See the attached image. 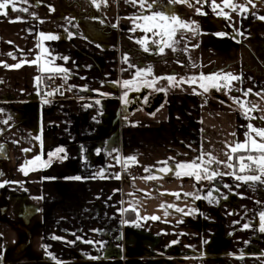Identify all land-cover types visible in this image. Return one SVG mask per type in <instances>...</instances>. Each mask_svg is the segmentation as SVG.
I'll use <instances>...</instances> for the list:
<instances>
[{"label":"crops","instance_id":"obj_1","mask_svg":"<svg viewBox=\"0 0 264 264\" xmlns=\"http://www.w3.org/2000/svg\"><path fill=\"white\" fill-rule=\"evenodd\" d=\"M233 2L247 10L232 11L222 0L215 3L223 13L211 3L199 4L203 14L198 22L206 29L195 30V49L206 38L210 56L219 51L230 58L218 65L214 59L209 70L188 75L231 73L240 79L230 81V91L210 87L207 92L198 84L176 87L163 79L154 88L167 91L152 93L160 103L150 111L123 102L129 62H122L124 53L114 42L116 33L141 31L136 28L140 21L132 19L144 14L138 5L28 0L17 5L27 12L10 8L7 16L0 15V264H264V231L259 230L264 185L251 186L230 174L197 182L184 174L186 169L179 177L156 171L164 167L161 161L171 166L204 153L228 162L229 146L245 141L248 124L264 128L260 120L245 119L248 103L242 108L233 102L255 104L258 111L249 115L264 116V2ZM169 4L192 9L154 0L151 12L168 14ZM41 33L58 39L43 40ZM37 56L40 60L33 63ZM252 58L257 64L247 63ZM17 63L22 66H4ZM53 66L68 72L49 80L41 68ZM168 76L175 75L171 71ZM36 77L42 80L39 87ZM46 80H66L67 85L48 96ZM248 89L252 93L245 96ZM58 147L65 153L45 166L48 153ZM37 155L41 161L26 165ZM231 163L236 167H212L232 173L238 165L235 158ZM152 174L158 178H143ZM152 216L160 219H145ZM21 218L31 224L25 234L19 233Z\"/></svg>","mask_w":264,"mask_h":264},{"label":"snow or ice","instance_id":"obj_2","mask_svg":"<svg viewBox=\"0 0 264 264\" xmlns=\"http://www.w3.org/2000/svg\"><path fill=\"white\" fill-rule=\"evenodd\" d=\"M127 3H130L132 5H138L140 9L143 10L144 14H140L136 17H132L134 23L136 21H140V23H136V28L140 29L141 31L151 33L154 37L150 42L154 45H156L158 49V53L162 54L164 52L165 48H169L173 51H175L174 45L179 44L181 39H183V36H180V39H177V34L182 32V30H192L191 25L182 19L178 17L175 14H165L164 12H151V9L153 8L154 0H126ZM173 3H186L189 7L194 6V4H204V3H211L213 9H220L223 13V8H221V5L216 4L215 0H172ZM252 0H246V4H251ZM264 2V0H262ZM23 3L27 4L28 0H0V15L7 16L8 10L11 8L12 11H19V12H27L28 9L26 7H17L18 4ZM223 6L226 8H230L232 11H236L238 8H243V10H247L245 6H241L237 3H234L233 0H222ZM198 14H203L200 9H197ZM15 22V21H13ZM136 29H133L135 31ZM41 37L43 40H56L58 39L55 35H44L41 33ZM158 38V39H157ZM137 43H140L144 46L143 50L145 52L149 51L148 43L149 38L147 36L144 37L143 40L137 41ZM48 50L45 48L44 52H47ZM8 55L12 56V53H9ZM16 57L13 56V59ZM61 59L66 60V57H62ZM128 57H125V60L127 61ZM40 60V57L37 56L35 61L33 63L38 62ZM5 67H15L19 68L22 65L20 63H17L16 65L9 66L7 64L4 65ZM129 67H133V65H129ZM42 72L48 73L47 79L54 80L56 77V74L58 73H65L67 74L68 69L63 68L61 66H53L49 68H41ZM151 67L149 66L146 70L141 68H136L135 77L136 78H143L151 75ZM67 79V75L64 77ZM37 81V86L39 87L42 83V80L40 77L35 78ZM166 79L169 82V86H180V84L188 83L190 85L192 84H198L199 87L203 88L205 92L209 91V88H214L215 90L219 91L221 88L231 90L230 88V81L231 80H238L240 77L234 76L231 73L223 74V73H213L208 76H205L204 74H200L199 76H190L185 78H181L180 80H177L175 76H168V77H154L153 80L149 81L147 79H133V80H125L123 81V87L126 89H133L136 91H139L141 86L148 87V88H154L155 84L158 82V80ZM204 81H211L210 85H206ZM217 81H223V83L217 82ZM158 91H167L165 88L157 89ZM60 89L57 88L54 91H49L46 93L48 96L55 95L57 92H59ZM195 92V89H193ZM250 93H252L251 89H248L244 92V95L247 96ZM199 94V93H196ZM255 95H259V93H255ZM127 97V92L125 93V101ZM48 101L45 100V103ZM234 103H240L241 107L244 108L245 104L248 103L249 106L245 110L244 116L245 119H257L262 122H264V116H254L249 115L250 112H256L258 111V106L255 104H250L246 101H240L239 99L234 98ZM97 104L100 103L99 100L96 101ZM7 123V121H5ZM248 131L245 132V141L239 142L237 141L234 146L230 147V154L228 155V162H222L217 160L215 157H211L210 154L204 153L200 156H198L195 160L191 162H175L173 161L172 165L169 166V161H161L159 163L163 164L164 167H161L159 169H156V171L160 173H172L173 175L179 177L181 176V169H186L184 174L194 177V179L199 182L201 179H207V180H213L217 176H222L226 174L233 175L237 181H243L244 183H250L251 186H255L256 183H259L261 185H264V128H256L252 124H248L247 126ZM252 133H255L256 137L259 138V140L253 138ZM235 135V133H233ZM39 139V137H37ZM42 143V142H41ZM2 151V149H0ZM24 151H30V149H25ZM238 152H245L247 155H236L233 157L232 154H236ZM59 153H65V149L62 147H58L55 150L48 153V160L45 161V166L49 165L51 163V159L53 157H56ZM255 153V155H253ZM42 155V152H41ZM41 155H37L33 158L31 161H27L26 165L28 164H34L38 161H41ZM209 156L210 158L205 160L204 156ZM63 158H66V154ZM235 158L237 165H238V172L240 173H255V174H245V175H239L237 174V170H234L232 173H224L218 171L217 168L212 167V165H219L221 163H224L226 167L228 168H235L231 161ZM129 160L135 161V157H129ZM171 159V158H169ZM199 161V163H198ZM21 171H24L22 168ZM147 172H152V169H145ZM25 174H27L25 172ZM116 179H120V176L117 175L115 177ZM146 180H154L158 177L155 174L149 175L147 177H143ZM162 178V177H159ZM75 179L79 180L80 177H75ZM3 186V185H0ZM225 187H228L225 185ZM172 195L179 198V193H172ZM184 195H192L190 193H185ZM208 197L212 196V192L210 191L208 194ZM196 199H200L199 196L195 197ZM167 207H173V205H167ZM135 211V209H133ZM177 212H184V209L182 208H176ZM145 219H152V220H158L160 217L152 216V217H146ZM261 221V226L259 228L260 231H264V211L260 213L259 217ZM247 227V225H245ZM54 239H57L56 237H53ZM88 243H91V241H87ZM95 259V258H93Z\"/></svg>","mask_w":264,"mask_h":264},{"label":"rangeland","instance_id":"obj_3","mask_svg":"<svg viewBox=\"0 0 264 264\" xmlns=\"http://www.w3.org/2000/svg\"><path fill=\"white\" fill-rule=\"evenodd\" d=\"M105 1L108 5L113 6L112 3L116 2L117 0H112L111 2H109L110 0H105ZM179 6L180 5H177V4H169L166 7V13L175 14L178 16V11L182 12L181 16H179L180 19H185V21H187L191 25L192 30H190L191 31L190 36L183 34V31L185 32V30H182V32L177 34V37H176L177 39H180L181 35L182 36L184 35V37L183 39H181L179 44L174 45L176 49L175 51L169 48H165L162 54L158 53V49L156 45L150 42L154 37L152 36L151 33H148V32L138 30V31H130L129 34L123 33V35L116 33V31L114 32L116 33V36L114 35V42L118 46V48L123 51L124 57H128L127 61L129 62V64L127 63L126 65L127 71L130 70L129 79H127V77L124 74L122 83L125 80H133L134 78L135 79H147L151 81L154 77H161V76L164 77V75L167 76L169 72L171 71L174 73L176 77L178 76L179 79L181 78L186 79L187 77H189L188 72L197 73L200 69H202V71L209 70L211 67V64L214 63V59L216 60V63L218 65L219 62L230 58V54H227L223 57V55H219L220 54L219 51L216 52L217 55L213 54L214 56L216 55V57H212L213 55L210 56L211 55V53L209 54L210 48H208L209 43L206 41V38L203 41L199 40L200 48L195 49V45L198 43L197 41L199 39L198 35L195 34V30L199 32V29H200L203 32V29H206V27H204L201 24V21L198 22L201 14H198V15L195 14V12L197 11L196 9L199 7V4H196V6L194 5L195 8L194 6H192L191 7L192 9L189 10L186 8L183 11H181L180 9L178 10ZM215 13L217 14V12ZM122 27L123 28H121V30L126 28L124 26ZM114 29L116 28L114 27ZM205 35L209 37V33H205ZM222 35L224 38H227V35L225 33ZM145 36L149 38V43H148L149 51L147 52L143 50L144 46L142 44L137 43V41L143 40ZM201 37L203 38V35H201ZM261 43L263 45V42ZM254 49L256 50V46ZM256 53H259V51L257 50ZM256 60H257L256 58H252V59H249L247 63L249 65L257 64ZM123 61H126L125 58H122V62ZM130 64L133 65V67H129ZM149 66L151 67V72H152L151 75L147 77H143V78L135 77L136 68H141V69L146 70ZM158 82L161 83V82H164V80L161 79V80H158ZM141 88H144V89L147 88L149 90L148 92L149 94L158 91L155 88H148V87H143V86H141ZM139 91H135L130 88L126 89L123 87V84H122L121 98L123 102H125L126 92L127 94H129V93H135ZM202 94L205 97H207V95L204 92ZM127 103H128V100H127ZM138 113L140 112L138 111ZM19 225L21 226L19 233L25 234V228L31 229V224L26 225L24 222V219L22 218L19 221Z\"/></svg>","mask_w":264,"mask_h":264},{"label":"flooded vegetation","instance_id":"obj_4","mask_svg":"<svg viewBox=\"0 0 264 264\" xmlns=\"http://www.w3.org/2000/svg\"><path fill=\"white\" fill-rule=\"evenodd\" d=\"M148 92L149 90L147 88H141L136 95L129 96L130 94H127L126 100H128V103L125 102L126 106L128 107L129 105V108L145 111L155 99L152 93L149 94Z\"/></svg>","mask_w":264,"mask_h":264},{"label":"built area","instance_id":"obj_5","mask_svg":"<svg viewBox=\"0 0 264 264\" xmlns=\"http://www.w3.org/2000/svg\"><path fill=\"white\" fill-rule=\"evenodd\" d=\"M112 0H110L109 2H111ZM67 83H66V80H63L62 83L58 84V83H54L53 81H49V80H46L44 82V87L47 89V90H50V91H54L56 90L57 88L60 89L61 86H66ZM135 173V167H131L130 168V171H129V174L130 175H133Z\"/></svg>","mask_w":264,"mask_h":264},{"label":"water","instance_id":"obj_6","mask_svg":"<svg viewBox=\"0 0 264 264\" xmlns=\"http://www.w3.org/2000/svg\"><path fill=\"white\" fill-rule=\"evenodd\" d=\"M130 95L129 96H133V95H136L137 94V92H135V93H129ZM218 97V96H217ZM160 103V99H154L153 100V103L152 104H150V107H148L147 109H146V111H150L151 109H153L154 107H156L158 104Z\"/></svg>","mask_w":264,"mask_h":264}]
</instances>
